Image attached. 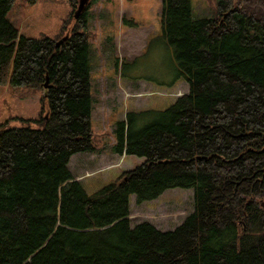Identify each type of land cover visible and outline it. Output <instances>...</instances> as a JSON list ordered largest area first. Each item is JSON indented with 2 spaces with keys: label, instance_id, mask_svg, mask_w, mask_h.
I'll use <instances>...</instances> for the list:
<instances>
[{
  "label": "trees",
  "instance_id": "16d2710c",
  "mask_svg": "<svg viewBox=\"0 0 264 264\" xmlns=\"http://www.w3.org/2000/svg\"><path fill=\"white\" fill-rule=\"evenodd\" d=\"M14 3L0 0V82L45 94L39 119L0 124V264H264V0L199 20L192 0H163L172 84L189 92L142 127L146 111L127 113L116 152L145 161L91 194L68 167L94 149L87 13L57 46L20 34ZM171 188L194 189L182 224L131 225L132 195Z\"/></svg>",
  "mask_w": 264,
  "mask_h": 264
},
{
  "label": "rangeland",
  "instance_id": "374dc122",
  "mask_svg": "<svg viewBox=\"0 0 264 264\" xmlns=\"http://www.w3.org/2000/svg\"><path fill=\"white\" fill-rule=\"evenodd\" d=\"M80 1L75 7L71 0H15L8 19L20 34L57 42L87 13L83 31L90 46L94 149L72 155L68 167L91 194L145 161L116 152L118 124L127 121V113L146 111L138 119L142 127L190 87L186 81L172 84L178 67L162 32L163 0H86L77 16ZM217 5L218 0H192L193 18L216 17ZM44 94V87L14 85L10 77L0 82V124L20 126L21 119H39ZM130 209L132 226L148 221L162 231L173 230L194 211V189L171 188L141 203L132 195Z\"/></svg>",
  "mask_w": 264,
  "mask_h": 264
},
{
  "label": "water",
  "instance_id": "95a60500",
  "mask_svg": "<svg viewBox=\"0 0 264 264\" xmlns=\"http://www.w3.org/2000/svg\"><path fill=\"white\" fill-rule=\"evenodd\" d=\"M85 2L86 0H81L80 1V5H79V10L77 12V16L78 14H80V12H82V10L84 9V6H85ZM68 38V36H65L64 38H62L61 40L57 41V46H59L64 40H66ZM47 84H48V80L46 81L45 83V87H47Z\"/></svg>",
  "mask_w": 264,
  "mask_h": 264
}]
</instances>
